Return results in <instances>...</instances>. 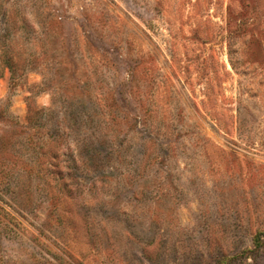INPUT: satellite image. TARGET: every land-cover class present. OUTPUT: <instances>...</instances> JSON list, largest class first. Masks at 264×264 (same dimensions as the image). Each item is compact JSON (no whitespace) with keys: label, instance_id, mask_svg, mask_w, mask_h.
I'll list each match as a JSON object with an SVG mask.
<instances>
[{"label":"rangeland","instance_id":"obj_1","mask_svg":"<svg viewBox=\"0 0 264 264\" xmlns=\"http://www.w3.org/2000/svg\"><path fill=\"white\" fill-rule=\"evenodd\" d=\"M264 0H0V264H264Z\"/></svg>","mask_w":264,"mask_h":264},{"label":"trees","instance_id":"obj_2","mask_svg":"<svg viewBox=\"0 0 264 264\" xmlns=\"http://www.w3.org/2000/svg\"><path fill=\"white\" fill-rule=\"evenodd\" d=\"M262 238H264V232H257L253 238V245L255 247H259L260 244L262 243ZM221 264H224V262H222Z\"/></svg>","mask_w":264,"mask_h":264}]
</instances>
